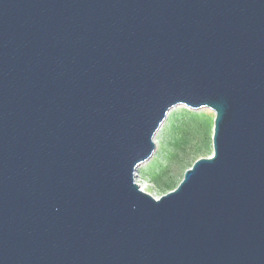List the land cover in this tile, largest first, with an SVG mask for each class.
<instances>
[{
    "label": "water",
    "instance_id": "95a60500",
    "mask_svg": "<svg viewBox=\"0 0 264 264\" xmlns=\"http://www.w3.org/2000/svg\"><path fill=\"white\" fill-rule=\"evenodd\" d=\"M179 106L213 155L155 198ZM0 264H264V0H0Z\"/></svg>",
    "mask_w": 264,
    "mask_h": 264
},
{
    "label": "rangeland",
    "instance_id": "374dc122",
    "mask_svg": "<svg viewBox=\"0 0 264 264\" xmlns=\"http://www.w3.org/2000/svg\"><path fill=\"white\" fill-rule=\"evenodd\" d=\"M214 121L215 113L210 109L179 106L172 110L157 141L160 151L139 170L141 188L155 198L175 190L197 160L213 155Z\"/></svg>",
    "mask_w": 264,
    "mask_h": 264
},
{
    "label": "bare ground",
    "instance_id": "6f19581e",
    "mask_svg": "<svg viewBox=\"0 0 264 264\" xmlns=\"http://www.w3.org/2000/svg\"><path fill=\"white\" fill-rule=\"evenodd\" d=\"M207 126H208V125H207ZM181 146H182V145H181ZM182 147H184V146H182ZM175 149H176V148H175ZM179 149H180V147H179ZM181 149H182V148H181ZM184 149H185V148H184ZM184 149H183V151H184ZM176 150H177V149H176ZM176 150H175V151H176ZM181 151H182V150H181ZM183 151H182V152H183ZM177 154H178V153H177ZM179 154H180V153H179ZM180 155H181V154H180ZM180 155H179V156H180ZM142 189H143V188H142ZM143 190H144V189H143Z\"/></svg>",
    "mask_w": 264,
    "mask_h": 264
}]
</instances>
